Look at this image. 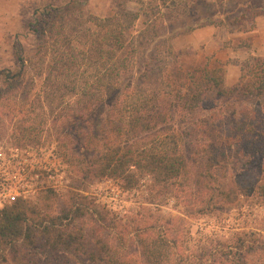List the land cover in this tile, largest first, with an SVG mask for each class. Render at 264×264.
Instances as JSON below:
<instances>
[{"label": "trees", "instance_id": "16d2710c", "mask_svg": "<svg viewBox=\"0 0 264 264\" xmlns=\"http://www.w3.org/2000/svg\"><path fill=\"white\" fill-rule=\"evenodd\" d=\"M110 1L112 14L92 17L91 25L82 24L70 5L53 4L36 8L29 24L36 36L41 72L49 69V79L64 75L78 89L79 69H88L90 79L79 92L90 97L84 106L87 112L94 113L99 95L110 98L105 116H79L76 132L84 151L78 159H86V170L96 177L123 181L127 189L140 178L152 176L178 199L182 193L186 208L197 203L210 210L212 205L233 203L242 196H264V58L251 55L245 60L239 82L231 87L225 85L222 67L206 69L201 78L192 73L188 82L174 84L163 79L168 66L154 65L162 54L175 55L174 37L198 28L255 30L257 17L264 15V0ZM130 1H137L140 8L129 9ZM193 12L198 18L191 24L176 25ZM141 17L144 26L133 33ZM169 25L176 27L163 40V53H153V45L164 36L161 29ZM81 36L84 42H78ZM17 51L19 68L0 70V104L6 93L24 83L28 64H33L32 57L22 56L20 47ZM211 91L225 100L224 106L191 121ZM177 114L183 118H176ZM176 120L193 125H187L186 131L177 129ZM240 159L260 161V181L227 175L230 165ZM78 213L76 217L84 215ZM68 218L69 214L60 217L61 221ZM45 222L39 206L24 199L0 208V264H8L7 254H12L15 264H264V233L259 231H237L220 241V247H204L197 254L185 253L184 248L170 255V242L167 246L161 234L154 236L153 225L142 234L144 259L138 261L99 238L95 227L89 232L73 222L61 228L55 227L53 219ZM81 255L87 259L83 261Z\"/></svg>", "mask_w": 264, "mask_h": 264}, {"label": "rangeland", "instance_id": "374dc122", "mask_svg": "<svg viewBox=\"0 0 264 264\" xmlns=\"http://www.w3.org/2000/svg\"><path fill=\"white\" fill-rule=\"evenodd\" d=\"M15 1L0 0V70L16 71L19 68L17 47L22 49V56L33 58V64H28L30 68L24 83L11 93H6L0 104V162L7 163L15 151L19 153L18 158L12 159L9 164L19 168L22 173L20 185L25 197L19 199L39 206L47 218L44 224H49L53 219L57 222L56 228L70 222L89 232L95 227L100 233L99 238L112 243L120 254L134 256L138 261L144 259L142 234L153 225L152 234H161L163 239H167V246L170 242V255L184 248L185 253L192 251L197 254L204 247H220V241H225L226 237H231L237 231L264 233V196L257 193L242 196L233 203H217L218 206L212 205L210 210L208 206L204 208L197 203L186 208L182 193V199H178L174 191L156 184L152 176L140 178L134 187L127 189L123 181L96 177L91 169L86 170V159H78L84 151L76 132L79 116H105L110 98L105 99L104 95L98 94L101 98L98 107L94 113L87 112L84 106L89 105L90 97L82 96L79 92L86 79H90L88 69H79L78 89L71 80H65L64 75L58 74L49 79V69L41 72V65L38 64L41 57L35 48L36 36L29 24L34 10L48 4L70 5L71 10L75 11L73 15L78 16L86 26L91 25L88 20L92 17L105 18L112 14L114 6L110 0ZM127 6L136 11L141 5L137 1H130ZM197 18L193 12L176 25L191 24ZM143 20L141 17L135 23L133 33L143 28ZM175 27L169 25L161 29L164 36L153 45V53L164 49L162 42ZM80 41L84 42L85 37L81 36ZM171 43L175 55L162 54L154 63L157 68L162 66L159 69L168 66L163 79L181 84L188 82L192 73L201 78L206 69L222 67L225 85L231 87L239 82L241 65L245 60L251 55L264 58V15L257 17L255 30L231 32L228 26L210 25L176 36ZM75 45L85 48L80 43ZM48 62L51 64L52 60L46 59ZM224 101L219 100L215 92H208L200 110L194 115L195 119L191 115L190 120L213 113L219 106H224ZM23 104L27 107L21 110ZM179 117L183 118L177 114L176 118ZM188 120L187 124L176 120L173 125L186 131L193 125ZM22 157H28L29 161L19 164L17 161ZM259 162L246 159L235 161L227 175H245L260 181ZM78 210L84 215L76 217L80 214ZM64 214H69V218L61 221L60 217ZM11 255L7 254L8 264H15ZM81 256L83 261L87 259L85 255Z\"/></svg>", "mask_w": 264, "mask_h": 264}, {"label": "built area", "instance_id": "2783aa9c", "mask_svg": "<svg viewBox=\"0 0 264 264\" xmlns=\"http://www.w3.org/2000/svg\"><path fill=\"white\" fill-rule=\"evenodd\" d=\"M19 153L15 151L12 154V159L18 158ZM9 162H0V208L11 205L20 197H25L21 188V170L17 167L9 165L13 160ZM17 161V160H16ZM29 161L28 157H25L17 162L19 164H26Z\"/></svg>", "mask_w": 264, "mask_h": 264}, {"label": "crops", "instance_id": "0c3cea01", "mask_svg": "<svg viewBox=\"0 0 264 264\" xmlns=\"http://www.w3.org/2000/svg\"><path fill=\"white\" fill-rule=\"evenodd\" d=\"M15 2H20V0H16ZM8 9H6V11H7ZM198 29H200V28H198ZM198 29H196V30H198Z\"/></svg>", "mask_w": 264, "mask_h": 264}]
</instances>
